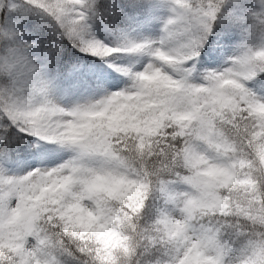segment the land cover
<instances>
[{
    "label": "snow or ice",
    "instance_id": "6c2138e0",
    "mask_svg": "<svg viewBox=\"0 0 264 264\" xmlns=\"http://www.w3.org/2000/svg\"><path fill=\"white\" fill-rule=\"evenodd\" d=\"M26 4L35 27L80 52L146 50L160 66L149 62L130 86L66 110L45 98L40 77L61 55L57 41L34 57L13 27L0 32V160L38 155L29 137L76 154L23 175L0 171V264H264V95L252 91L264 92V43L242 40L232 65L199 84L166 70L198 56L218 18L242 35L259 25L264 39V0L258 9L245 0H170L161 43H179L169 50L109 47L90 35V20H118L139 0ZM91 160L100 163L86 166ZM173 183L187 186L168 196L176 215L157 203Z\"/></svg>",
    "mask_w": 264,
    "mask_h": 264
},
{
    "label": "trees",
    "instance_id": "16d2710c",
    "mask_svg": "<svg viewBox=\"0 0 264 264\" xmlns=\"http://www.w3.org/2000/svg\"><path fill=\"white\" fill-rule=\"evenodd\" d=\"M96 2L99 4L102 0H96ZM109 2H112V0H109ZM115 2L124 5L127 3V0H115ZM9 3L15 4L17 7L10 9L8 7ZM139 3V8L131 10L124 8V15L120 19L113 21L109 17L104 20V23L115 30L116 28H125V26L132 27L155 18L161 25L165 26L166 20L172 15L170 2L167 5H164L166 8L158 14L150 9L153 0H139ZM245 3L253 5L258 9L259 0H245ZM26 7L27 4L23 3L21 0H0V32H3L8 27H13V29L19 34L20 39L30 43L31 46L27 51L34 57H38L39 52L42 51L46 45L51 44L53 40L57 41L61 51L60 57L54 62L50 61L45 63L40 70V77L46 82L45 98L54 103L51 100L49 89L52 88L55 91L67 93L71 92L73 87H76L77 94L75 98L66 101L64 104H55L66 110H70L78 106L94 103V100L91 99V97H94L96 90L99 88L101 79L103 77H113L112 73H109L110 71L108 70V67L97 56L90 53L80 52L77 48L73 47L66 38L58 39L54 35L45 33L42 29L35 27V25L38 24V20H36L32 14L26 15L24 13V8ZM98 17L102 20L104 19V14L102 13L101 15H98ZM261 32L262 30L259 25L252 29L247 35H242L239 27H233L230 32H225L221 20L218 18L214 27L215 34L210 36L209 42H206L201 49L199 54L200 59L195 58L186 61L185 63H181L179 68H176L177 72L180 73L183 78H198V75L202 70H206L207 68L206 61L207 64H216L219 62L220 59L216 53L217 50L214 52H209L207 50L212 41H215V43L211 44V46L214 45L215 48L220 45L232 47L230 52L224 54V58L230 61L229 65H232V57L238 55L241 51L239 45L242 40H247L251 47H256L264 43ZM225 37L228 38L226 39ZM5 43L6 41L0 39V47ZM65 52L71 54V59L68 61L65 60L63 55ZM260 75L264 76V73H261ZM256 78L258 77H253V79ZM84 91L86 92L85 96H80L78 94ZM19 135L24 137L25 133H19ZM29 139L33 141V147L31 150L38 154L33 156V158L40 156L39 154L56 150L59 146L54 142L46 141L39 137H29ZM25 162L27 161L20 160L13 163L11 159L8 161L0 160V165L3 164L9 167L10 165H18ZM0 171L2 170L0 169ZM157 203L162 210L166 209L161 203V197ZM145 211H148V209L146 208Z\"/></svg>",
    "mask_w": 264,
    "mask_h": 264
},
{
    "label": "rangeland",
    "instance_id": "374dc122",
    "mask_svg": "<svg viewBox=\"0 0 264 264\" xmlns=\"http://www.w3.org/2000/svg\"><path fill=\"white\" fill-rule=\"evenodd\" d=\"M21 1L26 4V0H21ZM154 1H155L154 4V8H155L156 5L165 4L170 0H154ZM161 28L162 27H160L156 22H147L141 25L139 24L138 26H135L131 29L116 30L115 32H113L106 25H102L97 17L89 21L90 35L95 39L102 41L104 44L108 45L109 47H123L129 43H143L146 45V48L148 46H160L165 50L175 48L179 43V40L177 38L168 37L164 40L163 43H161L162 38H164L166 35L165 31ZM219 53L224 54V51H219ZM98 58H100L109 67V70L115 76L120 77L119 74L121 73L122 74L125 73L130 76L131 83L129 85L124 84L123 89L132 84L133 81L131 79V74L142 71L149 62L154 63L156 66H160L157 59L155 57H152L150 53L147 52L146 50L136 53L116 52V53H110L106 57L103 58L98 57ZM169 70L170 67H167V71ZM210 72L213 71L207 72L205 76ZM205 76L201 77L200 80H193V81H189L186 79L185 80L188 83L199 84L204 82ZM106 81L107 82L102 83L104 87L107 86V83L108 85H111L110 80H106ZM120 83H121V78H119L118 80L119 85ZM252 91L256 92L257 95H264V92H259L256 89H252ZM71 97H73L72 94L65 98L63 93L55 90H54V95L51 94V100L54 103L55 101L68 100ZM75 155L76 154L71 149L64 147L61 148L56 153L45 155L44 157L31 161L26 165L13 169L4 167L2 168V170L8 175H23L31 169L52 168L60 164L66 163L67 161L73 159ZM99 163L100 162L98 160H91L87 162L86 166L88 167L98 166ZM186 189L187 186L184 184L173 183L168 185L166 189V193L161 194L163 196V203L167 205L166 211H168L172 215L177 214L178 210L173 207V205L168 199V196H170L174 192L184 191Z\"/></svg>",
    "mask_w": 264,
    "mask_h": 264
}]
</instances>
